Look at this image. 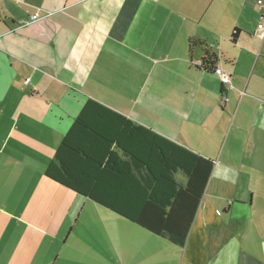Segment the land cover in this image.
I'll return each mask as SVG.
<instances>
[{
  "label": "crops",
  "instance_id": "0c3cea01",
  "mask_svg": "<svg viewBox=\"0 0 264 264\" xmlns=\"http://www.w3.org/2000/svg\"><path fill=\"white\" fill-rule=\"evenodd\" d=\"M258 1L0 0V264H264ZM88 99L212 160L183 246L47 176Z\"/></svg>",
  "mask_w": 264,
  "mask_h": 264
},
{
  "label": "trees",
  "instance_id": "16d2710c",
  "mask_svg": "<svg viewBox=\"0 0 264 264\" xmlns=\"http://www.w3.org/2000/svg\"><path fill=\"white\" fill-rule=\"evenodd\" d=\"M238 33V29L233 31L232 40ZM205 44L191 38L189 52ZM218 60L216 53L205 48L196 67L216 72ZM212 167V160L88 99L46 174L153 234L183 246Z\"/></svg>",
  "mask_w": 264,
  "mask_h": 264
},
{
  "label": "built area",
  "instance_id": "2783aa9c",
  "mask_svg": "<svg viewBox=\"0 0 264 264\" xmlns=\"http://www.w3.org/2000/svg\"><path fill=\"white\" fill-rule=\"evenodd\" d=\"M259 7L260 8H264V0H259L258 1ZM38 16L37 15H33L32 16V20L37 19ZM258 27L260 29L264 28V12L262 13V21L260 22V24L258 25ZM216 72L220 75L221 81H222V86L225 89H229L232 87V78L231 75L227 72L222 71L220 68L216 69ZM27 81H29V78H27ZM221 100L223 102H226L228 100L227 95H225L224 93H222L221 95Z\"/></svg>",
  "mask_w": 264,
  "mask_h": 264
}]
</instances>
